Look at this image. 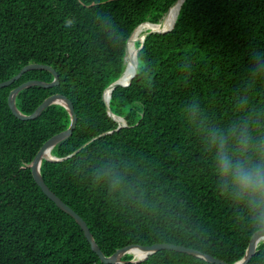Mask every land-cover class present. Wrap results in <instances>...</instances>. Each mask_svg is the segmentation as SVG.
<instances>
[{"label": "trees", "instance_id": "obj_1", "mask_svg": "<svg viewBox=\"0 0 264 264\" xmlns=\"http://www.w3.org/2000/svg\"><path fill=\"white\" fill-rule=\"evenodd\" d=\"M175 1L0 0V82L28 64L57 73L58 85L25 88L15 104L29 115L49 96L71 101L75 128L50 152L64 159L43 160L40 173L105 256L167 243L232 264L264 228V204L220 186L213 135L238 155L246 134L252 158L264 159V0H183L170 31L141 34L131 82L110 93L125 126L104 103L131 55V32L170 19ZM28 80L53 75L31 70L0 88V264H103L32 177L33 157L70 118L58 104L16 118L7 97ZM137 264L212 263L159 250ZM247 264H264V243Z\"/></svg>", "mask_w": 264, "mask_h": 264}, {"label": "water", "instance_id": "obj_2", "mask_svg": "<svg viewBox=\"0 0 264 264\" xmlns=\"http://www.w3.org/2000/svg\"><path fill=\"white\" fill-rule=\"evenodd\" d=\"M177 1L178 0H176L175 3ZM182 2H183V0H182ZM142 24L151 25V26L159 25V24H153V23H148V22H144ZM142 24H140V25H142ZM140 25H138V26H140ZM173 26H174V23L171 26V28L167 31H157V30H154V31L158 32V33H166L168 31H170L173 28ZM134 30L131 32V34L134 32ZM131 34H130V36H131ZM146 34L147 33L143 34L142 41H143V38L145 37ZM130 36L128 37V40H129ZM128 40H127V44H128ZM142 41H141V44H142ZM127 44H126V48H127ZM136 67H137V55L135 54L134 55V69H133V73H132V76L130 77V79L127 82L121 81L122 75L124 73V71H123L122 74L120 75V77L118 79H116L114 82H112L105 90V93L107 91H109L108 98H106V96H104V103L106 106V111L111 116H113L117 119V121L119 122L118 128L125 126V121L123 120V118L116 117L111 113V111L109 109V105H108L110 93L116 87L128 85L131 82V79L136 72ZM31 70H46L53 75V80L49 83L39 81V80H28V81L18 85L14 89H12L9 92L8 97H7V105H8L9 110L11 111V113L16 118L23 120V121L33 120V119L37 118L40 115V113L45 108H47L48 106H50L52 104H58V105H61L62 107H64L66 109V111L69 115V118H70V123H69V126L65 130L53 135L52 137H50L48 140H46L43 143V145L37 151V153L35 154L31 163L28 166L30 168V171H31V174H32V177H33L35 183L40 188V190L43 192V194L48 199H50L56 205V207H58L60 210H62L67 215H69L71 218H73V220L77 223V225L82 230L83 235H84L86 241L88 242L91 250L97 255V257L99 258L101 263H103V264H127V263L137 264V263L145 260L149 255H152L153 253H155L159 250H171V251H175V252H179V253H185V254L192 255L194 257L200 258V259H202L206 262L212 263V264H227L220 259L212 257L208 254L202 253L198 250H194L191 248H186V247H182V246L174 245V244H167V243H156V244H152V245H148V246L129 245V246L117 249L110 256H105L101 252L99 247L97 246L96 242L94 241V239H93L91 233L89 232V229H88L87 225L85 224V222L83 221V219L79 215H77L68 205H66L63 201H61L55 194H53L52 191L49 190V188L45 185L43 178L41 176V173H40V165H41V162L43 160L49 161V162H58V161H61L64 159V158H55L54 156L51 155L50 152H51V149L55 145H57L58 143H60L61 141L65 140V139H67L72 134V131L75 128L77 118L75 116L74 108H73L71 101L62 95H52V96H49L48 98H46L44 101H42L35 108V110L29 115H25V114L21 113L17 109L16 104H15L16 95L20 91L24 90L25 88H28L31 86L52 87V86L58 85L59 80H58L57 73L50 66H47V65L28 64V65H25L24 67H22L19 70V72L16 75H14L12 78L7 79L3 82H0V88L9 86L12 82L19 79L23 73H25L27 71H31ZM261 243H264V228L255 231L250 236L247 247L245 249V252H244L242 258L239 259L238 261H236L235 263H232V264H247L248 261L251 259V257L256 252L257 247ZM131 250H139L143 253V256L141 258H137V259H135L132 256L131 259L124 260L123 257L125 255H128L129 251H131Z\"/></svg>", "mask_w": 264, "mask_h": 264}, {"label": "clouds", "instance_id": "obj_3", "mask_svg": "<svg viewBox=\"0 0 264 264\" xmlns=\"http://www.w3.org/2000/svg\"><path fill=\"white\" fill-rule=\"evenodd\" d=\"M213 143L216 145L215 172L220 186L225 191L231 189L241 200L264 204V159L252 158L249 137L242 134L238 155L230 154L222 134L213 135Z\"/></svg>", "mask_w": 264, "mask_h": 264}, {"label": "bare ground", "instance_id": "obj_4", "mask_svg": "<svg viewBox=\"0 0 264 264\" xmlns=\"http://www.w3.org/2000/svg\"><path fill=\"white\" fill-rule=\"evenodd\" d=\"M181 3H182V0H178L173 6H172V9H173V12L172 14L170 13L169 15V18L170 19H167L165 20L163 23H160L159 25L157 26H151V25H140L138 26L134 32L131 34L130 38H131V43H130V38L128 40V43H129V46H130V49H131V55L129 56L128 58V61L126 62L125 64V67H124V73L122 75V79L121 81L122 82H127L129 80V78L132 76V73H133V69H134V55L136 54V41L140 38L141 34L143 32H146L147 30H157V31H167L171 28V26L173 25L176 17H177V13L179 11V8L181 6ZM108 95H109V91H107L105 93V96L106 98H108ZM129 254L132 255L135 259L137 258H141L143 256V253L139 250H131L129 251Z\"/></svg>", "mask_w": 264, "mask_h": 264}]
</instances>
